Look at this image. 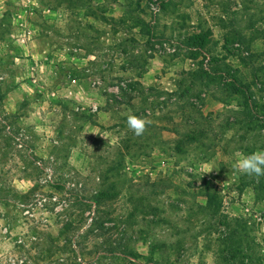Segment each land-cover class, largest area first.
I'll use <instances>...</instances> for the list:
<instances>
[{
	"label": "rangeland",
	"instance_id": "rangeland-1",
	"mask_svg": "<svg viewBox=\"0 0 264 264\" xmlns=\"http://www.w3.org/2000/svg\"><path fill=\"white\" fill-rule=\"evenodd\" d=\"M258 150L264 0H0V264H264Z\"/></svg>",
	"mask_w": 264,
	"mask_h": 264
},
{
	"label": "clouds",
	"instance_id": "clouds-1",
	"mask_svg": "<svg viewBox=\"0 0 264 264\" xmlns=\"http://www.w3.org/2000/svg\"><path fill=\"white\" fill-rule=\"evenodd\" d=\"M126 123L132 133L140 137L145 133L146 124L148 122L136 115H129ZM232 169L237 175H246L250 177L264 176V150L241 155L232 163Z\"/></svg>",
	"mask_w": 264,
	"mask_h": 264
},
{
	"label": "crops",
	"instance_id": "crops-1",
	"mask_svg": "<svg viewBox=\"0 0 264 264\" xmlns=\"http://www.w3.org/2000/svg\"><path fill=\"white\" fill-rule=\"evenodd\" d=\"M157 57H149V64L153 63L156 60ZM149 66V65H148ZM152 71L151 67H149V69L147 70V73Z\"/></svg>",
	"mask_w": 264,
	"mask_h": 264
},
{
	"label": "built area",
	"instance_id": "built-area-1",
	"mask_svg": "<svg viewBox=\"0 0 264 264\" xmlns=\"http://www.w3.org/2000/svg\"><path fill=\"white\" fill-rule=\"evenodd\" d=\"M119 86H125V83L122 81V82H120V84H117L115 87H113V91H116L118 88H119ZM112 90V89H111ZM96 108V106H94V109Z\"/></svg>",
	"mask_w": 264,
	"mask_h": 264
},
{
	"label": "trees",
	"instance_id": "trees-1",
	"mask_svg": "<svg viewBox=\"0 0 264 264\" xmlns=\"http://www.w3.org/2000/svg\"><path fill=\"white\" fill-rule=\"evenodd\" d=\"M201 78V77H200ZM201 80H203V79H201ZM110 252H113V251H110Z\"/></svg>",
	"mask_w": 264,
	"mask_h": 264
}]
</instances>
